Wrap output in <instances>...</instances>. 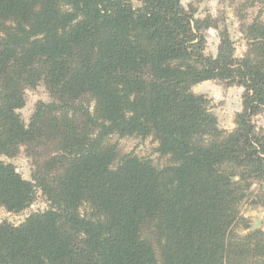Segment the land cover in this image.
<instances>
[{
    "label": "trees",
    "instance_id": "16d2710c",
    "mask_svg": "<svg viewBox=\"0 0 264 264\" xmlns=\"http://www.w3.org/2000/svg\"><path fill=\"white\" fill-rule=\"evenodd\" d=\"M236 1V0H232ZM234 55L226 31L182 0H0V154L24 146L31 180L0 160V264H264V230L240 205L264 183V0ZM243 88L236 126L220 129L194 84ZM42 83L27 124L18 110ZM113 136H151L167 158L119 153ZM254 204L264 206V191Z\"/></svg>",
    "mask_w": 264,
    "mask_h": 264
},
{
    "label": "rangeland",
    "instance_id": "374dc122",
    "mask_svg": "<svg viewBox=\"0 0 264 264\" xmlns=\"http://www.w3.org/2000/svg\"><path fill=\"white\" fill-rule=\"evenodd\" d=\"M192 3L195 15L198 18L206 19L210 26L202 28L204 33V52L215 56L220 43V32L226 31L234 46V55L240 57L246 50V40L241 33L242 22L247 23L256 8H247L245 16L240 18L237 10L241 0H182V4L187 7ZM195 94H201L206 99L208 111L216 117L217 125L220 129L230 131L236 126V114L241 110V93L243 88L236 84H230L224 80L207 79L194 84L191 88ZM24 103L18 110L25 124L33 112V108L38 100L48 101L50 96L42 83L34 88H27L24 94ZM256 126L264 132V107L252 117ZM111 142L116 143L119 153H133L137 156L150 159L157 167H164L167 164V158L161 156L157 151V142L151 137H117L113 136ZM0 160L10 162L15 166V170L21 174L24 179L31 180L32 163L21 146L14 156L0 154ZM264 191V183H254L251 186L250 193L245 198L240 210L248 218L250 229L260 228L264 230V206L254 204L256 196ZM47 207V202L40 191H37L34 201L25 210L12 213L6 211L0 206V222L8 221L12 224H19L25 217L37 210H43Z\"/></svg>",
    "mask_w": 264,
    "mask_h": 264
},
{
    "label": "water",
    "instance_id": "95a60500",
    "mask_svg": "<svg viewBox=\"0 0 264 264\" xmlns=\"http://www.w3.org/2000/svg\"><path fill=\"white\" fill-rule=\"evenodd\" d=\"M251 230H254V228H251Z\"/></svg>",
    "mask_w": 264,
    "mask_h": 264
}]
</instances>
